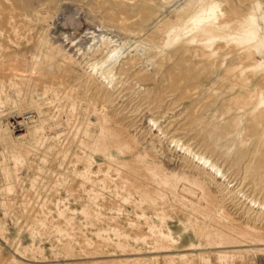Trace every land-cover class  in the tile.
<instances>
[{"label":"rangeland","instance_id":"obj_1","mask_svg":"<svg viewBox=\"0 0 264 264\" xmlns=\"http://www.w3.org/2000/svg\"><path fill=\"white\" fill-rule=\"evenodd\" d=\"M258 9L0 0V264H156L159 243L175 264L190 243L200 264H264L251 243L264 235ZM35 55L36 75L16 77Z\"/></svg>","mask_w":264,"mask_h":264},{"label":"bare ground","instance_id":"obj_2","mask_svg":"<svg viewBox=\"0 0 264 264\" xmlns=\"http://www.w3.org/2000/svg\"><path fill=\"white\" fill-rule=\"evenodd\" d=\"M42 8V7H41ZM43 10V9H42ZM41 10V12H42ZM214 17H216V15L214 14V12L210 11L209 14L206 16V21H210V19H213ZM252 22L256 25V32H257V35L260 36V35H264V16H263V12L260 11V9L257 10V12H255L254 16L252 17ZM39 56H36L34 57L33 59V66L31 68V71L28 72V74L25 72V71H18L16 70L14 72V75L18 78H25L27 76H29L30 78L31 77H34L36 75V71H35V68H36V64L39 60ZM111 55L109 54L108 55V59H111ZM107 60L103 61L102 63H100L102 66L105 65ZM99 65V64H98ZM90 67V70L89 72H91V74H95L97 73V67L96 66H93V65H90L88 66ZM100 76H102V73H100ZM103 79L107 80V82L109 83L111 78H106V77H103ZM259 86V85H258ZM259 91H260V94L261 96L263 97L262 99L264 100V92H262V87L259 86ZM22 111V109H19L17 111L18 114H20ZM33 115L31 113H27L23 116V118H20V119H15L16 122L18 123V125H20L21 123L22 124H26L27 122H29L31 119H32ZM23 121V122H22ZM15 123V122H14ZM24 138V134H20V135H15V139L17 141H21L22 139ZM195 157V155H194ZM197 160L200 161L202 164L204 165H207V167L210 168V171H214L216 173L219 172V169L214 167L213 164L211 163H208L209 160L205 159L203 156L201 157H198L197 156ZM191 196V195H190ZM262 209H264V206H262ZM221 215H223L221 213ZM250 230H254L252 229L251 227H248ZM150 229H153V225L150 226ZM113 232H114V235L117 237V238H121V237H126L128 238L129 236L126 235V234H123L122 232L119 231V229H113ZM245 234V233H244ZM196 236L198 237L199 234H196ZM159 237L160 238H164L165 237V234L161 231H159ZM135 242H140V243H145L146 244V241H147V236L145 235H139L137 237H135L134 239ZM162 241V240H160ZM251 243L254 247L256 248H259V249H263L264 248V235H262L261 237H257V236H253L251 238ZM117 245L118 246H121V243L120 242H117ZM199 243L198 244H195V243H190L188 248L184 249V250H181V251H178L176 254L178 256V259L180 261L179 264H189L190 262H192L193 264H200V248H199ZM173 247L172 246H164L162 243H159L157 245H154L152 247V253H161L162 255L158 256V257H155L156 259V264H160V262L158 261L159 259H163V257L165 255H168L169 253L171 255H168L170 258L168 259L167 263H163V264H175V262H173V259H172V254L174 253H171V252H174V249H172ZM134 252L129 255V257H135L136 255H138L137 250L136 249H133ZM157 251V252H156ZM160 251V252H158ZM164 252V253H163ZM193 252H196L195 254ZM190 253L193 254V256H195L192 260H190V258L188 257V254L190 255ZM165 254V255H164ZM152 255H150L149 259L151 258ZM107 261H106V264H129V261L127 259H123V258H120L119 256H116V255H110L108 257H106Z\"/></svg>","mask_w":264,"mask_h":264},{"label":"built area","instance_id":"obj_3","mask_svg":"<svg viewBox=\"0 0 264 264\" xmlns=\"http://www.w3.org/2000/svg\"><path fill=\"white\" fill-rule=\"evenodd\" d=\"M262 259H263V261H264V255H262Z\"/></svg>","mask_w":264,"mask_h":264}]
</instances>
